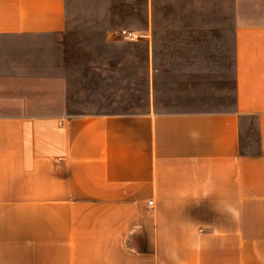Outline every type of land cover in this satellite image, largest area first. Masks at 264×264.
<instances>
[{"label":"crops","instance_id":"1","mask_svg":"<svg viewBox=\"0 0 264 264\" xmlns=\"http://www.w3.org/2000/svg\"><path fill=\"white\" fill-rule=\"evenodd\" d=\"M234 6L231 33L164 34L180 75L144 111H0V264H264V0ZM69 24L0 0V35Z\"/></svg>","mask_w":264,"mask_h":264},{"label":"rangeland","instance_id":"2","mask_svg":"<svg viewBox=\"0 0 264 264\" xmlns=\"http://www.w3.org/2000/svg\"><path fill=\"white\" fill-rule=\"evenodd\" d=\"M68 10L55 42L0 35V111H144L180 75L165 64L185 42L164 34L231 33L235 17L234 0H68Z\"/></svg>","mask_w":264,"mask_h":264},{"label":"built area","instance_id":"3","mask_svg":"<svg viewBox=\"0 0 264 264\" xmlns=\"http://www.w3.org/2000/svg\"><path fill=\"white\" fill-rule=\"evenodd\" d=\"M153 202L152 201H150V204H152Z\"/></svg>","mask_w":264,"mask_h":264}]
</instances>
